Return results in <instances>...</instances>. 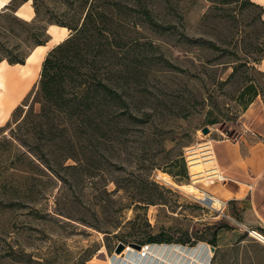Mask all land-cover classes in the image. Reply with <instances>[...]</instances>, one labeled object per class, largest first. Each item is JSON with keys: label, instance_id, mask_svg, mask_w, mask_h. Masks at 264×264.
<instances>
[{"label": "rangeland", "instance_id": "obj_1", "mask_svg": "<svg viewBox=\"0 0 264 264\" xmlns=\"http://www.w3.org/2000/svg\"><path fill=\"white\" fill-rule=\"evenodd\" d=\"M250 2L264 7L262 0H89L84 16L90 7L106 11L110 40L96 70L117 101L97 98L75 137H32L28 127L12 137L29 106L41 109L34 101L42 64L16 104L0 109V264H264V243L249 232L264 228V194L256 209L250 197L213 208L160 178L198 181L210 194L211 171L221 170L213 145L232 146L245 128L250 105L244 109L239 95L248 77L264 87V75L248 68L264 71V59L248 64V46L264 41ZM78 5L14 2L17 11L32 7V19L0 10V67L49 39L46 59L59 44L50 42V25L68 21ZM10 96L0 87V103ZM249 171L254 181L260 170ZM131 243L152 244L141 256V248L126 251Z\"/></svg>", "mask_w": 264, "mask_h": 264}, {"label": "trees", "instance_id": "obj_2", "mask_svg": "<svg viewBox=\"0 0 264 264\" xmlns=\"http://www.w3.org/2000/svg\"><path fill=\"white\" fill-rule=\"evenodd\" d=\"M16 1H10L3 11L7 12L6 10L10 9L16 12L19 8L14 6ZM78 2L79 10H76L68 21L59 20L54 23L72 30V34L56 45L43 63L42 77L34 101L41 105V109L36 112L34 106H29L25 116L11 130L12 137H23L17 131L24 127H28L32 137H66V135L75 137L84 132L83 125L88 127L92 117L91 110L97 107L95 103L97 98L100 99L98 103L107 99L117 101L116 91L104 82L103 77L96 70L110 40L109 30L105 27L106 11L94 12V9L90 7L84 16V9L89 0H78ZM34 4L36 12H39L36 3ZM250 4L259 8L260 12L255 15V20L264 25V7L254 2ZM48 41L49 39L38 41L37 46L45 45ZM26 57L10 56L7 60L12 65L25 64ZM263 59L264 41L259 45L248 46V64L260 63ZM248 68L264 75V71L255 66H248ZM92 72L94 73L91 76ZM259 95H262L264 101V87L255 79L248 77V85L239 95L240 100H246L244 109H247ZM40 158L48 164L46 165L48 168L53 169L49 159ZM61 160L54 159V164H60ZM258 230L264 233V228ZM216 238L217 232L211 240L214 245ZM143 245L142 243L140 246Z\"/></svg>", "mask_w": 264, "mask_h": 264}, {"label": "crops", "instance_id": "obj_3", "mask_svg": "<svg viewBox=\"0 0 264 264\" xmlns=\"http://www.w3.org/2000/svg\"><path fill=\"white\" fill-rule=\"evenodd\" d=\"M242 121L245 128L232 146L222 141H216V145H213V152L221 170L215 166L211 173L215 180L222 182L217 191L223 199L242 203L250 197L256 209L258 196L264 194V102L261 98H257L249 106ZM249 130L257 137H250ZM216 151L223 166L219 164ZM252 167L260 170L254 181L249 179V168Z\"/></svg>", "mask_w": 264, "mask_h": 264}, {"label": "bare ground", "instance_id": "obj_4", "mask_svg": "<svg viewBox=\"0 0 264 264\" xmlns=\"http://www.w3.org/2000/svg\"><path fill=\"white\" fill-rule=\"evenodd\" d=\"M264 3V0H262ZM9 0H0V10H2L7 4ZM24 6V5H23ZM25 7V6H24ZM17 14L24 19H32L34 16V9L31 7L28 10H21V8L17 11ZM69 29L67 27L59 26L56 24H52L49 27V33L51 34L50 42H56L57 44L63 41L68 36ZM48 52L47 45H38L34 48L31 54L27 57V63L25 64H16L15 66H19L16 69H13L12 65L10 67H0V87L6 86L10 93V97H7L4 102L0 103V109L3 114H5V110L10 109L12 106L16 104V102L22 97V95L27 91L29 86L35 80L37 74L41 70L43 61ZM208 146V145H207ZM208 148V147H205ZM195 153V154H194ZM208 152H206L207 154ZM209 154H213L212 151H209ZM193 159L191 165V170L197 174L201 173L198 170L200 167L201 161L198 159L197 151L192 153ZM205 155V154H202ZM213 158V157H212ZM208 159V158H206ZM211 159V158H210ZM217 169V168H216ZM160 178L165 180L168 184L173 185L179 189L184 190L187 193L194 194L196 198L201 199L202 202L207 203L213 208H218L224 203L222 196L218 193V188L220 183H215V179L213 177H209L210 186V195L203 190H200L194 184H177L174 182L167 174H160ZM220 178H222L220 176ZM209 197V198H208ZM250 234L260 241L264 243V235L256 230H249ZM135 251V248L129 246L126 251Z\"/></svg>", "mask_w": 264, "mask_h": 264}, {"label": "water", "instance_id": "obj_5", "mask_svg": "<svg viewBox=\"0 0 264 264\" xmlns=\"http://www.w3.org/2000/svg\"><path fill=\"white\" fill-rule=\"evenodd\" d=\"M16 15L19 16L17 14V12H16ZM209 131H210V129L208 127H205L203 129V132L206 133V134L209 133ZM130 246L133 247V248H135V249H140L141 248V246L139 244H134V243H132ZM124 248H125V245L124 244H120L119 247H118V249H117V253H120L121 251H123ZM213 249H214V247H213Z\"/></svg>", "mask_w": 264, "mask_h": 264}, {"label": "built area", "instance_id": "obj_6", "mask_svg": "<svg viewBox=\"0 0 264 264\" xmlns=\"http://www.w3.org/2000/svg\"><path fill=\"white\" fill-rule=\"evenodd\" d=\"M211 177H213V174H211ZM149 250H150V244H146L145 246L144 245L141 246V249H140L141 256H146Z\"/></svg>", "mask_w": 264, "mask_h": 264}]
</instances>
